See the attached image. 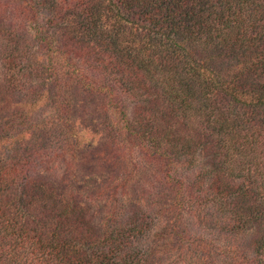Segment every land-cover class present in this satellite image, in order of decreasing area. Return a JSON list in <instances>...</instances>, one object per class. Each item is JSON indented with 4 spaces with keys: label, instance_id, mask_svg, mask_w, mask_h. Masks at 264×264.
<instances>
[{
    "label": "trees",
    "instance_id": "16d2710c",
    "mask_svg": "<svg viewBox=\"0 0 264 264\" xmlns=\"http://www.w3.org/2000/svg\"><path fill=\"white\" fill-rule=\"evenodd\" d=\"M0 23L31 39L5 61L0 264H264V0H0ZM72 86L110 143L90 160L128 163L93 192ZM136 170L151 181L130 198Z\"/></svg>",
    "mask_w": 264,
    "mask_h": 264
},
{
    "label": "rangeland",
    "instance_id": "374dc122",
    "mask_svg": "<svg viewBox=\"0 0 264 264\" xmlns=\"http://www.w3.org/2000/svg\"><path fill=\"white\" fill-rule=\"evenodd\" d=\"M30 47L31 39L29 35L23 37H9L7 35V30L0 23V118L2 116L5 117L8 111L19 99L17 95V92H19V86L14 85V81L5 69L6 58L15 54L16 50L21 51L30 49ZM64 93L66 94L68 101L72 104L71 118H75L76 125L78 126V146L77 150H75V159L72 161L75 166V179L81 189L93 192L96 191L98 187L106 181L109 175L116 170L123 173V170H125V168L127 169L128 163L124 161L117 166H112V164L100 162L99 159L97 161L90 160L91 158L89 156L91 154L93 156H98L97 154L107 151V148L110 145L108 139H106L103 124H101L102 118L98 105L96 104V96L94 97L89 94L85 95L78 93L73 86L72 88H67ZM158 107L163 109L161 104ZM126 110L129 112V107ZM107 118L110 122L111 120H115V116L112 113H107ZM170 124L172 128L178 126L173 119ZM181 131V127L178 126L176 132L178 133ZM117 136L118 138H121V134ZM191 139L193 140V143L196 142L195 139ZM120 140H118V143H120ZM50 146L52 149L53 144L51 143ZM135 156L136 155H133L132 158H135ZM80 157H85L86 160H80ZM141 171L142 170L133 171L129 176L130 179L127 182V189L128 192H130V198L134 195V192L138 191L139 186L146 185L148 181H151L150 176ZM42 180L49 184L54 183L49 176L42 178ZM86 213L89 214L91 221L97 226L103 215V209L101 207L90 205L87 206ZM183 220L187 226L188 232L192 236L204 235L206 238H209V235L202 231L203 229H201L200 226H197L193 219L184 215ZM250 236L251 233L240 236L239 242L237 243L238 246L247 249Z\"/></svg>",
    "mask_w": 264,
    "mask_h": 264
}]
</instances>
